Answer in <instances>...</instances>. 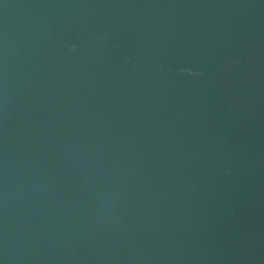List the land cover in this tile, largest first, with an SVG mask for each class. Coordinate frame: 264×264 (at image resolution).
Masks as SVG:
<instances>
[{"label": "water", "instance_id": "obj_1", "mask_svg": "<svg viewBox=\"0 0 264 264\" xmlns=\"http://www.w3.org/2000/svg\"><path fill=\"white\" fill-rule=\"evenodd\" d=\"M2 264H264V0H0Z\"/></svg>", "mask_w": 264, "mask_h": 264}, {"label": "snow or ice", "instance_id": "obj_2", "mask_svg": "<svg viewBox=\"0 0 264 264\" xmlns=\"http://www.w3.org/2000/svg\"><path fill=\"white\" fill-rule=\"evenodd\" d=\"M0 264H2V262H0Z\"/></svg>", "mask_w": 264, "mask_h": 264}]
</instances>
